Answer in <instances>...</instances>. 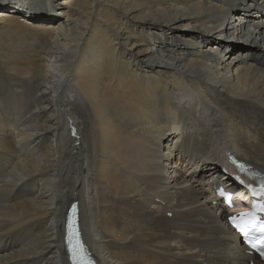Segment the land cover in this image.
<instances>
[{"label":"bare ground","instance_id":"1","mask_svg":"<svg viewBox=\"0 0 264 264\" xmlns=\"http://www.w3.org/2000/svg\"><path fill=\"white\" fill-rule=\"evenodd\" d=\"M234 156L264 174V0H0V264H70L74 202L96 264H264Z\"/></svg>","mask_w":264,"mask_h":264},{"label":"snow or ice","instance_id":"2","mask_svg":"<svg viewBox=\"0 0 264 264\" xmlns=\"http://www.w3.org/2000/svg\"><path fill=\"white\" fill-rule=\"evenodd\" d=\"M262 193H264V186L261 189ZM255 194V193H254ZM261 212H264V205H258ZM245 216L251 217L249 221L243 224H236L235 227L238 231L242 233V235L247 239L250 247L259 251L262 255H264V223L256 220V217L252 213L243 214ZM259 231L261 235L258 238L252 239L250 238V233ZM81 252L84 251L83 245H79ZM75 254V251H74ZM80 264H86V257L81 256Z\"/></svg>","mask_w":264,"mask_h":264},{"label":"rangeland","instance_id":"3","mask_svg":"<svg viewBox=\"0 0 264 264\" xmlns=\"http://www.w3.org/2000/svg\"><path fill=\"white\" fill-rule=\"evenodd\" d=\"M52 15L54 16V14L52 13ZM35 16H40V13L38 12V13H36V15ZM233 20H236V19H233ZM233 37H237V36H233ZM213 40H214V38H212ZM225 39V41H224V46L223 47H225L226 45H227V41H233V39H231V38H224ZM236 42L237 41H239L240 42V44L239 45H241V44H244V41L243 40H241L239 37H237L236 39H234ZM216 41V40H215ZM62 112L63 111H61V115H62ZM63 116V115H62ZM81 207V206H80Z\"/></svg>","mask_w":264,"mask_h":264}]
</instances>
